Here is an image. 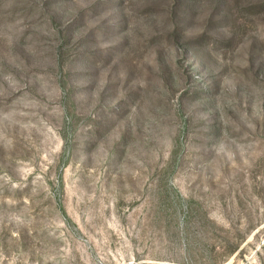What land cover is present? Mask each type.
<instances>
[{
    "label": "rangeland",
    "instance_id": "374dc122",
    "mask_svg": "<svg viewBox=\"0 0 264 264\" xmlns=\"http://www.w3.org/2000/svg\"><path fill=\"white\" fill-rule=\"evenodd\" d=\"M0 264H264V0H0Z\"/></svg>",
    "mask_w": 264,
    "mask_h": 264
}]
</instances>
